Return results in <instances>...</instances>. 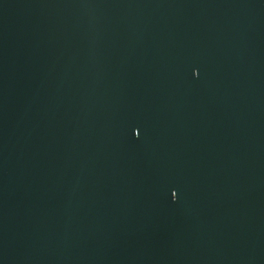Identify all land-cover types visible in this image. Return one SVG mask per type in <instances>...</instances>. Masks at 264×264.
<instances>
[{
    "label": "water",
    "instance_id": "95a60500",
    "mask_svg": "<svg viewBox=\"0 0 264 264\" xmlns=\"http://www.w3.org/2000/svg\"><path fill=\"white\" fill-rule=\"evenodd\" d=\"M0 264H264V0H0Z\"/></svg>",
    "mask_w": 264,
    "mask_h": 264
}]
</instances>
